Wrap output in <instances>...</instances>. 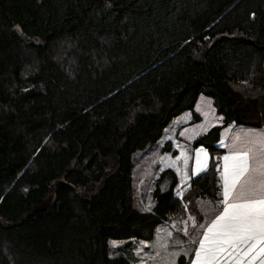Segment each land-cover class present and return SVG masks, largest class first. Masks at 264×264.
Masks as SVG:
<instances>
[{"label": "trees", "instance_id": "1", "mask_svg": "<svg viewBox=\"0 0 264 264\" xmlns=\"http://www.w3.org/2000/svg\"><path fill=\"white\" fill-rule=\"evenodd\" d=\"M202 94L223 123L195 147L264 124V0H0V264H131L111 241L182 209L171 169L136 207L134 154Z\"/></svg>", "mask_w": 264, "mask_h": 264}, {"label": "rangeland", "instance_id": "2", "mask_svg": "<svg viewBox=\"0 0 264 264\" xmlns=\"http://www.w3.org/2000/svg\"><path fill=\"white\" fill-rule=\"evenodd\" d=\"M59 59L67 61L64 58ZM221 118L213 98L202 94L194 110H185L173 118L156 144L134 154L132 193L136 207L141 211L154 210L156 205L155 190L157 188L166 190L167 184L172 181L171 177L164 179L161 174L165 169L172 168L178 175V184L174 195L181 200L182 209L162 221L151 240L132 238L131 240L111 241L113 254L126 255L131 260V264H163L164 259L170 253L187 250L189 255H180L176 264H193L194 252L199 246V240L202 239L206 222H210V218L206 217L207 211L209 210L210 216L213 206L220 203L218 197L222 191L224 142H228L227 140L236 134H243L247 129H255L230 124L222 130L219 151L213 153L204 147H195L194 142L198 136L205 134L216 125H222ZM169 142L172 144V150L164 151V147ZM200 148H203L207 153V157L205 153H200L201 165L205 167V170L194 174L196 155ZM185 157H187L186 164ZM209 171L217 180L216 185L213 184L212 191L214 193L215 187H217V193L214 194L216 196H200L197 191L191 189L192 180ZM219 207L222 208L221 205ZM202 225L204 227H201ZM192 241H196V243ZM162 245H167V247H162ZM248 259L245 258L244 264H248ZM261 259L264 257L258 256L253 264H260Z\"/></svg>", "mask_w": 264, "mask_h": 264}, {"label": "snow or ice", "instance_id": "3", "mask_svg": "<svg viewBox=\"0 0 264 264\" xmlns=\"http://www.w3.org/2000/svg\"><path fill=\"white\" fill-rule=\"evenodd\" d=\"M228 147L221 176L223 208L202 233L193 264H244L245 258L253 264L258 256L264 257V131L247 129ZM202 152L207 157L203 148L198 149L194 174L205 170ZM180 255L189 253L172 252L163 264H176Z\"/></svg>", "mask_w": 264, "mask_h": 264}, {"label": "crops", "instance_id": "4", "mask_svg": "<svg viewBox=\"0 0 264 264\" xmlns=\"http://www.w3.org/2000/svg\"><path fill=\"white\" fill-rule=\"evenodd\" d=\"M255 129H257V130H262V131H264V124H262V126L261 127H259V128H255ZM236 135H238V134H236ZM242 135V134H241ZM243 137V136H242ZM232 138L233 137H231L230 139H228L227 141L228 142H224V144H225V148L223 149V151L224 152H222L223 153V156L224 155H226V154H228V152H229V145H231V143H232ZM223 165H224V161H223V157H222V172H223ZM168 169H171V170H173L175 173H176V171L174 170V169H172V168H168ZM168 169H165V170H168ZM164 170V171H165ZM163 171V172H164ZM177 174V173H176ZM178 176V175H177ZM223 183V182H222ZM221 184V183H220ZM223 190V189H222ZM220 194V193H219ZM219 202L222 200V191H221V195H219ZM219 205H221L222 206V208H223V205L221 204V203H218V204H216V206L214 207L213 206V208L211 209V215L209 216V210L207 211V218H210V222H206V226H205V228L207 227V225L208 224H210L211 223V221L215 218V216L216 215H218L221 211H222V208H220L219 207ZM216 211H219V212H217L216 213ZM209 216V217H208ZM206 218V219H207Z\"/></svg>", "mask_w": 264, "mask_h": 264}]
</instances>
